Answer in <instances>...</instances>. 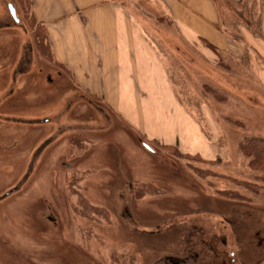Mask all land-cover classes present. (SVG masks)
<instances>
[{
    "label": "rangeland",
    "instance_id": "374dc122",
    "mask_svg": "<svg viewBox=\"0 0 264 264\" xmlns=\"http://www.w3.org/2000/svg\"><path fill=\"white\" fill-rule=\"evenodd\" d=\"M212 1L224 35L240 49L204 55L150 25L176 91L151 96L150 112L167 117L140 124L147 133L138 134L101 100L76 92L62 99L70 82L33 49L22 3L0 0V62L14 46L20 57L4 63L8 79H0V101L7 100L0 103V197L15 191L0 202V264H264V172L249 167L241 150L249 138L264 140V31L257 35L256 26L264 0ZM166 125L180 127L183 143L197 147L189 154L202 160L151 144ZM69 130L84 137L79 147L67 142ZM52 138L43 163H31ZM180 138L178 131L171 145ZM139 186L153 188L138 197Z\"/></svg>",
    "mask_w": 264,
    "mask_h": 264
},
{
    "label": "crops",
    "instance_id": "0c3cea01",
    "mask_svg": "<svg viewBox=\"0 0 264 264\" xmlns=\"http://www.w3.org/2000/svg\"><path fill=\"white\" fill-rule=\"evenodd\" d=\"M226 1L236 7L243 0ZM23 5L26 15L44 28L45 58L58 67V77L65 76L70 82L60 97L74 92L101 100L138 134L147 133L140 124L155 126V118L162 122L167 117H154L150 112L151 96H174L176 91L169 64L157 45L156 29L150 25L171 29L173 35L204 55L209 52L206 43L229 54L240 49L224 35L212 0H24ZM259 24L262 34L264 6ZM15 49L9 60L20 59ZM28 57L30 64L33 54ZM166 126L162 139L152 135L150 141L176 147L171 144L179 131L176 148L182 154L200 156L189 154L197 147L189 149L183 143L180 127ZM196 133L202 140L200 131ZM189 141L193 143L191 136Z\"/></svg>",
    "mask_w": 264,
    "mask_h": 264
},
{
    "label": "trees",
    "instance_id": "16d2710c",
    "mask_svg": "<svg viewBox=\"0 0 264 264\" xmlns=\"http://www.w3.org/2000/svg\"><path fill=\"white\" fill-rule=\"evenodd\" d=\"M18 1H20L22 3L21 5L23 6V9H24V5H23L24 0H18ZM222 1H224L226 4H230V2H228L226 0H222ZM243 2H245V0H243ZM242 3H240V4H242ZM262 4L263 3H261V5ZM233 7H235V6H233ZM261 8H262V6H261ZM259 17H260V15H259ZM24 24H25V27H26V29H27V31L29 33L30 38H31L33 49H35V51L39 55L46 56L47 49L45 47V32H44V28L42 26H40L38 23H36L33 17H28L27 15H26V17L24 19ZM258 24H259V22H257V25H256L257 28H258L257 29L258 30L257 35L261 36ZM236 25H237L236 28L239 29V27H240L239 23H237ZM246 27L250 28V26L248 27V25H246ZM234 39L240 40L239 37H234ZM206 44H207V47L210 50H212L215 55L219 54L218 50H216V48L213 45H211L209 43H206ZM11 53H12L11 55H14L13 52H11ZM205 89H206V87H205ZM207 90H209V89H207ZM71 95L72 96L75 95L74 92L71 93V94L66 95L62 99L69 98ZM93 101L96 102L98 100H93ZM48 122H49V120L45 119V122H41V124H43V123L47 124ZM38 123H40V120L37 123H33V124L36 125ZM70 131H72V130H69V132ZM75 132H77V131H75ZM75 132L72 131L70 133V135H68L69 137L67 138V142L69 143V145H74L75 147H79L82 144V141L84 140V137H82L79 134H76ZM59 137L60 136H58L57 138H59ZM50 140L52 141L53 138L50 139ZM152 143L153 142H151V144ZM47 146H48V143H47V145L45 147V150H46ZM158 147L160 149L164 150V151H167V153H169L170 155H173V156H175V157H177L178 159H181V160H189V159H196V158L202 160V158L200 156H198V155L190 156V155L182 154L176 147H173V146L158 145ZM241 150H242V153L245 156V158L248 160L249 167H251L254 171L264 172V140L263 139L249 138L245 142L242 143ZM36 153L39 154V150ZM32 158H35V157H32ZM148 188H153V187H151V186L150 187L149 186H139L138 189H137V187H135L134 188L135 189V194L138 197H141V195L144 194L145 191L148 190ZM217 195H219L221 197H229V198H233L234 197L233 199H235L237 197L236 195L231 194L230 191H221V190H219L217 192ZM98 215H100V217H103V216L105 217L106 214H104L103 212H98Z\"/></svg>",
    "mask_w": 264,
    "mask_h": 264
},
{
    "label": "flooded vegetation",
    "instance_id": "af4514ba",
    "mask_svg": "<svg viewBox=\"0 0 264 264\" xmlns=\"http://www.w3.org/2000/svg\"><path fill=\"white\" fill-rule=\"evenodd\" d=\"M1 54V53H0ZM3 54V53H2ZM1 54V55H2ZM22 58H23V64H9V65H11V67L12 68H15V66L17 65L18 66V68L20 67V68H25V65L26 64H28V58L26 57V56H22ZM8 56H5L3 59H2V62H0V79H8V76H4V75H6V69H8V67H7V65L8 64H4L6 61H8ZM9 62H14V61H12V59H11V61H9ZM21 70V69H20ZM16 71H18L17 70V68L13 71V74H12V71H11V74H12V77L9 79V81L8 82H6V85H9V86H6L7 88H5L4 89V91H6L7 89H8V87L10 88V86L12 85V83L14 82V78H15V74H14V72H16ZM28 72V71H27ZM20 73H23L22 75L23 76H25V75H27L28 73H26V71L25 72H23V70H21L20 71ZM11 81H13V82H11ZM24 81H25V79H24ZM7 100H6V98H4V100H1L0 101V103L1 104H5V102H6ZM45 109H46V104H44L43 105V108H42V113H44L45 112ZM41 114V113H40ZM40 114L38 115V116H40ZM41 122H45V120H41L40 121V123H38V124H36V125H40L41 124ZM4 123H7L6 121L4 122ZM24 126V125H23ZM35 126V125H34ZM57 133H60L61 131H59V130H57L56 131ZM41 138L42 137H40L39 138V141L38 142H41L42 140H41ZM44 140V139H43ZM37 142V143H38ZM48 142H50V143H52L53 142V140L51 141V140H45V141H43V143L40 145V147H39V155L37 156V157H35V158H30L31 159V163H33V164H37V163H43V160H44V152H45V147H46V145H47V143ZM40 144V143H39ZM30 162H29V164H30ZM32 164V165H33ZM28 177H30V176H28ZM26 180H27V178H25L24 177V180H23V184H24V182L26 183ZM14 189H11V190H8V191H6L1 197H0V202H2L4 199L3 198H8V197H10L15 191H13ZM158 231V230H157ZM157 231H156V233H157ZM155 232H150V234H154ZM189 242V241H188ZM187 241H186V244L188 243ZM185 244V245H186ZM186 249L184 248L183 249V251H185ZM190 251V250H189ZM184 253V252H183ZM188 253H191V252H188ZM187 253V254H188ZM199 254V252L196 254V256ZM183 255H185V254H183ZM181 257V260H183V261H185V260H189L190 259V254L189 255H185V256H180ZM199 257V256H198ZM197 257V258H198ZM194 261H196V258H193V262ZM224 264V263H223Z\"/></svg>",
    "mask_w": 264,
    "mask_h": 264
},
{
    "label": "water",
    "instance_id": "95a60500",
    "mask_svg": "<svg viewBox=\"0 0 264 264\" xmlns=\"http://www.w3.org/2000/svg\"><path fill=\"white\" fill-rule=\"evenodd\" d=\"M10 11H11L12 16L15 18V13L12 7H10ZM146 148L150 150L148 146H146Z\"/></svg>",
    "mask_w": 264,
    "mask_h": 264
}]
</instances>
